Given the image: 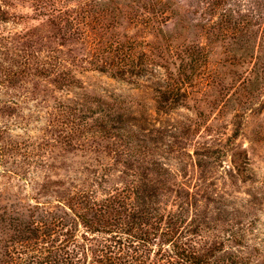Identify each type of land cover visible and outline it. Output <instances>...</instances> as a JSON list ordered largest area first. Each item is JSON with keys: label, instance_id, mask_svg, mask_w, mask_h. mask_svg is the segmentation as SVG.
I'll return each instance as SVG.
<instances>
[{"label": "rangeland", "instance_id": "1", "mask_svg": "<svg viewBox=\"0 0 264 264\" xmlns=\"http://www.w3.org/2000/svg\"><path fill=\"white\" fill-rule=\"evenodd\" d=\"M126 193L154 253L264 264V0H0L2 207Z\"/></svg>", "mask_w": 264, "mask_h": 264}, {"label": "trees", "instance_id": "2", "mask_svg": "<svg viewBox=\"0 0 264 264\" xmlns=\"http://www.w3.org/2000/svg\"><path fill=\"white\" fill-rule=\"evenodd\" d=\"M130 198L128 193L123 196V199H127L126 203L113 194L98 202L83 195L76 206L60 205L55 210L44 209L38 202L9 205L12 210H6L0 203V264H145L143 254L148 256L153 251L150 250L152 247L149 249L146 245L151 244L152 237H157L155 234L158 233L159 237L167 234H162L164 228L155 224L150 213L143 214L141 209L139 213H133L132 220L142 215L145 221L136 227L130 225V222L121 221V217L109 218L112 211L123 208L126 215L132 213L133 203L129 202ZM109 220L114 221L115 229H107L109 224H113ZM165 223V230L168 231L170 223ZM79 224L91 230L94 226L106 229L101 231L106 233L103 235V243L99 240L89 247L84 242L87 238L82 239L83 242L78 240ZM122 228L126 231L123 232ZM133 228L138 230L135 235L131 233ZM60 234L64 236L58 240L57 235ZM122 234H126L127 238L122 239ZM130 238L140 243V246L132 247ZM168 242L171 244L168 250L160 247L156 253L153 251V255L159 256L163 264H217L202 254L180 248L174 240L169 239ZM6 244L11 246L10 249ZM141 246H144L142 255L139 252ZM23 247L28 252L27 257H22L21 261L15 260L14 254H23Z\"/></svg>", "mask_w": 264, "mask_h": 264}]
</instances>
